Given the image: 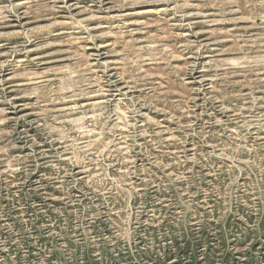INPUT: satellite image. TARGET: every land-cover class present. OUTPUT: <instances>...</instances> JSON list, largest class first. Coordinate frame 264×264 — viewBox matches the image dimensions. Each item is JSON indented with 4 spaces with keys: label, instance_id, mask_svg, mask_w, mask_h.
Returning <instances> with one entry per match:
<instances>
[{
    "label": "rangeland",
    "instance_id": "1",
    "mask_svg": "<svg viewBox=\"0 0 264 264\" xmlns=\"http://www.w3.org/2000/svg\"><path fill=\"white\" fill-rule=\"evenodd\" d=\"M207 250L264 264V0H0V264Z\"/></svg>",
    "mask_w": 264,
    "mask_h": 264
},
{
    "label": "trees",
    "instance_id": "2",
    "mask_svg": "<svg viewBox=\"0 0 264 264\" xmlns=\"http://www.w3.org/2000/svg\"><path fill=\"white\" fill-rule=\"evenodd\" d=\"M224 239H221L218 244L222 245L224 244ZM188 246V245H187ZM185 247L183 251H185L188 247ZM211 249V248H210ZM191 251V250H190ZM195 254L193 255L192 257V260H191V264H197V261L195 260ZM205 261H207V264H212L213 262V257H212V253L210 250H207L205 252ZM221 263L223 264H233L234 263V258H231L230 255L228 253L226 254H223L222 255V258H221Z\"/></svg>",
    "mask_w": 264,
    "mask_h": 264
}]
</instances>
